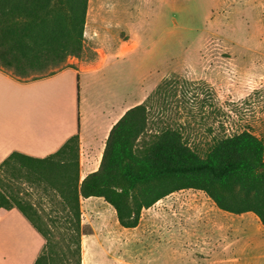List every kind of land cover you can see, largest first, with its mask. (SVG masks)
<instances>
[{
	"label": "rangeland",
	"instance_id": "374dc122",
	"mask_svg": "<svg viewBox=\"0 0 264 264\" xmlns=\"http://www.w3.org/2000/svg\"><path fill=\"white\" fill-rule=\"evenodd\" d=\"M258 1L264 9V0ZM249 3L89 0L81 56H69L54 69L22 79L100 58L109 61L97 75L100 103L103 97L114 106L118 99L146 102L154 131L166 125L182 128L201 153L213 135L224 132L249 130L264 140V23L260 26ZM160 85L166 91L154 95ZM0 181L15 195L22 188L23 197L37 204L47 220L53 205L43 189L22 185L9 174L1 173ZM81 208L86 243L82 264L83 253L85 264H216L177 242L173 212L170 218L159 216L164 235L155 240L144 222L134 232L122 228L102 198L83 199ZM246 222L241 243L222 264H264V228L251 219Z\"/></svg>",
	"mask_w": 264,
	"mask_h": 264
},
{
	"label": "trees",
	"instance_id": "16d2710c",
	"mask_svg": "<svg viewBox=\"0 0 264 264\" xmlns=\"http://www.w3.org/2000/svg\"><path fill=\"white\" fill-rule=\"evenodd\" d=\"M88 2L0 0V67L26 78L81 56ZM164 91L160 85L154 95ZM150 111L144 102L125 112L110 131L99 169L82 181L78 134L45 158L14 152L0 165V174L38 186L53 205L43 220L37 207L0 181V208L17 207L44 240L34 264H82V198H102L120 226L133 229L144 209L194 189L220 210L253 213L264 226V140L249 130L224 132L201 153L182 128L154 131Z\"/></svg>",
	"mask_w": 264,
	"mask_h": 264
},
{
	"label": "crops",
	"instance_id": "0c3cea01",
	"mask_svg": "<svg viewBox=\"0 0 264 264\" xmlns=\"http://www.w3.org/2000/svg\"><path fill=\"white\" fill-rule=\"evenodd\" d=\"M249 1L261 26L264 9L258 0ZM76 63V67L68 66L34 79L19 78L0 67V165L14 152L45 158L78 134L81 181L99 169L111 129L138 103L136 99H118L114 106L105 97L100 103L97 89L100 76L97 75L109 61L102 62L99 58L88 65L78 60ZM20 181L22 185L28 183L24 179ZM22 190L19 191L21 197ZM171 212L176 215L175 219L170 216ZM250 214L253 213L237 215L222 211L204 192L185 189L144 209L138 227L124 229L134 232L144 222L157 240L159 235H164L163 218L159 216L168 215L167 218L175 221L177 242L188 245L189 251L199 259L222 264L229 259L230 251L241 243L246 219L261 225L258 218L254 214V217L248 216ZM43 246V238L21 210L0 208V264H34Z\"/></svg>",
	"mask_w": 264,
	"mask_h": 264
},
{
	"label": "bare ground",
	"instance_id": "6f19581e",
	"mask_svg": "<svg viewBox=\"0 0 264 264\" xmlns=\"http://www.w3.org/2000/svg\"><path fill=\"white\" fill-rule=\"evenodd\" d=\"M88 207V206H87ZM91 210V209H90ZM86 244V243H85ZM85 244H84V242H83V244H82V246H83V250H84V246H85ZM88 248V247H87ZM89 249V248H88ZM90 250V249H89ZM86 252L88 253V251L86 250ZM86 252H85V255H86ZM90 253V252H89ZM88 256V255H87ZM92 256H93V254H92ZM86 257V256H85ZM86 261V260H85ZM86 262H84V253H83V264H85ZM111 264V263H110Z\"/></svg>",
	"mask_w": 264,
	"mask_h": 264
}]
</instances>
